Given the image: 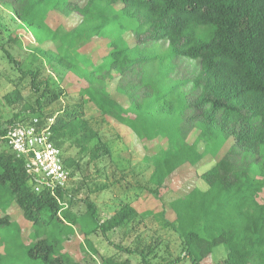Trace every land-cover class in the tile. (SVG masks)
<instances>
[{
	"label": "trees",
	"instance_id": "trees-1",
	"mask_svg": "<svg viewBox=\"0 0 264 264\" xmlns=\"http://www.w3.org/2000/svg\"><path fill=\"white\" fill-rule=\"evenodd\" d=\"M1 6L11 8L17 28L32 35L27 48L42 65L20 61L24 45L18 34L3 42L0 13V57L8 65L0 82L11 87L1 103L12 109L7 120L0 109V125L39 120L45 126L54 119L52 142L63 153L69 180L83 181L37 191L25 161L0 143V211L15 204L32 228L27 244L11 217H0V264H80L65 252L77 234L93 255L99 253L92 237L113 247V254L100 256L101 264H203L220 248L226 251L222 264H264V204L258 202L264 189V0H87L83 6L71 0H0ZM53 13L76 15L80 22L68 31L52 25ZM97 37L109 43L95 64L81 49ZM180 59L197 63L198 72L178 82L170 73ZM59 68L78 80L75 91H65L52 77ZM134 72L140 78L133 93V82L116 88L130 102L123 106L109 83ZM186 82L196 99L183 90ZM112 121L142 141H167L145 159L153 167L148 185L137 176L132 186L124 175L91 190V167L105 177V163L113 157V140L103 132ZM192 131L199 134L189 144ZM230 141L226 154L201 175L204 187L170 202L173 218L165 208L141 213L133 205L145 192L159 199L178 169L206 156L217 159ZM129 188L140 192L132 197ZM115 189L112 215L104 217L100 196ZM79 202L83 214L73 211ZM152 217L159 226L148 241L143 234L151 231ZM129 226L137 235L130 245L111 242V234Z\"/></svg>",
	"mask_w": 264,
	"mask_h": 264
},
{
	"label": "rangeland",
	"instance_id": "rangeland-1",
	"mask_svg": "<svg viewBox=\"0 0 264 264\" xmlns=\"http://www.w3.org/2000/svg\"><path fill=\"white\" fill-rule=\"evenodd\" d=\"M71 1L80 6H83L87 2V0ZM0 13L2 17L1 25L4 37L3 42L6 43L8 37H11L13 34H18L20 38L23 39L22 42L24 45V49L22 51H19V49L16 48V52L18 53L19 51L21 54V56L19 57L20 61L26 60V64H31L32 66L42 65L41 59L38 56L32 54L27 48L28 45L34 43L32 35L30 33H25L20 28H17L18 25L13 20V13L11 8L1 6ZM50 19L53 26L62 24L68 31L73 29V27H75L80 22V19L77 18L76 15L64 18L57 13L51 14ZM125 39L132 46L135 45V38L130 33H127L125 35ZM108 43V39L97 37L94 38L84 48H82L81 51L83 52V54L87 55L95 64H98L100 57L107 52ZM174 63L175 65H173L172 67L170 77L178 82L189 80L193 78L198 72V66L195 62L180 59L176 60ZM7 68L8 65L0 57V72L4 74ZM52 77L57 83L61 85V87L64 88L65 91H75L77 85L79 84L77 79L67 74L61 68L54 71ZM139 78L140 77L138 76V74L134 72L131 73L125 81L116 79L109 83L110 90L112 91L114 97H116V100L123 106L129 105L130 102L126 95H121L116 92L117 86H123L124 88L127 87L130 82H133V84H130L128 87L132 92V90L135 89L133 85L135 86L138 84ZM130 90L127 91L130 92ZM183 90L189 93V98L191 100L196 99L198 96L196 91L192 88V85L188 82H186V84H183ZM9 91H11V87H9L4 82V80H2V82H0V109L4 112V119L6 120L9 118V114L12 113V109H5L4 104L1 103V98ZM62 103V105H65L67 101L64 99ZM52 120L54 122V119ZM103 129L106 138L113 140V157L111 160H107L105 163V165L107 166V174L105 177L98 178V175L95 174L96 169L94 167H91L90 175L92 176V179H95V181H93V183L91 184V190L94 191L97 184L101 185L104 182H108L109 184L114 183L117 180L122 179L124 175L127 176L126 181L130 182L132 186H135L137 176L143 187L148 185V180L153 172V167L150 164L146 163L145 159L147 157L153 156L161 147L165 148L167 145V141L165 139H157L152 142L142 141L137 138L128 128L117 126V123L115 121H112L109 126H105ZM198 134V131L190 132L187 137V142L189 144H193ZM231 144L232 141L227 143V145L220 152L217 159L206 156L205 159H203L195 166L186 164L178 169L172 176H170L169 179H167L165 186L160 190L159 199H155L153 196L145 192L143 196L141 195L135 202H133V205L141 213L145 211H153L154 213H158L161 212L163 208H165L169 211V214L172 215L171 217L173 218L174 216L169 206L170 202L174 201L179 196L187 194L196 187L203 188L204 186L200 178L201 175L213 166L215 160L221 159L226 154ZM5 147L8 148L7 145H5ZM200 147L202 149V146ZM1 149L2 145H0V150ZM102 168L103 166L101 165L100 169ZM82 181L83 176H76L75 179L69 180L68 185L78 187ZM122 185L126 184L122 183ZM122 188L124 187L122 186ZM40 189L41 186L37 185L36 190L39 191ZM117 191L118 190L115 189V192L114 194H112V196L109 193L101 194L99 202L101 204L103 203L101 205V210L104 217H109L112 215V211H110L109 209L113 207V204L115 202L111 200V197L113 198L114 196H117ZM129 192L130 196L133 197V195H135V193H139L140 190L135 192V188L133 190L129 188ZM87 194V189L83 188V190H81L80 192V197L84 198L85 196H87ZM91 198L96 200L98 197L91 194ZM258 202L260 204H264V189L259 195ZM73 211L77 214H83L86 211V207L83 203L79 202L74 206ZM6 214L10 216L14 221L12 228H21L22 240L23 242L28 244L31 241L30 235L32 232V228L31 225L24 220L21 211L15 204H12V206L5 213L0 211V217H4ZM147 225L151 227V231L143 235H146L145 237H147L149 241L150 239H153L152 236L158 229L157 227L159 226V224L158 222L154 221L152 217L147 220ZM129 229L130 226L126 230H119L116 233L111 234L109 236L111 242L117 245H130L135 240L137 235L131 233ZM140 229V231H143V229L145 228H143L142 226ZM83 239L84 238L82 235L77 234V236L71 238L70 241L65 243V252L69 253L74 258V260L80 264H101V255H107L106 253H114L113 247L108 245L100 237H92L94 247L98 250L99 253V255H93L89 251ZM125 258L126 257L124 256L123 259ZM225 258L226 251L223 250V248H220L217 250L216 255L213 259L214 262L208 259L203 264H222L225 261Z\"/></svg>",
	"mask_w": 264,
	"mask_h": 264
},
{
	"label": "built area",
	"instance_id": "built-area-1",
	"mask_svg": "<svg viewBox=\"0 0 264 264\" xmlns=\"http://www.w3.org/2000/svg\"><path fill=\"white\" fill-rule=\"evenodd\" d=\"M53 120L41 126L39 120L27 125H0V143L6 144L17 158L25 161L27 175L40 186L64 188L69 172L63 164V153L52 142Z\"/></svg>",
	"mask_w": 264,
	"mask_h": 264
}]
</instances>
